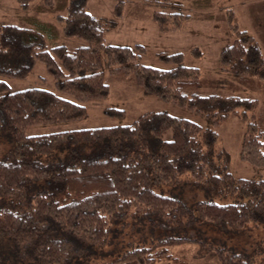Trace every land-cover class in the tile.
<instances>
[{"label":"trees","instance_id":"trees-1","mask_svg":"<svg viewBox=\"0 0 264 264\" xmlns=\"http://www.w3.org/2000/svg\"><path fill=\"white\" fill-rule=\"evenodd\" d=\"M87 1L70 0L64 16L58 17L64 33L83 45L47 48L39 31L0 25V264H8L3 254L7 249L21 264H154L162 260L173 264L179 258L171 247L194 241L166 236L170 230L200 223L225 232L264 228V181L236 179L229 173L215 148L213 129L228 116L239 114L246 123L240 158L264 167V132L248 115L256 101L186 96L196 86V68L181 65L180 53L161 55L163 62L171 64L169 69L136 63L143 48L105 43L103 28L88 12ZM123 5L124 0H115V14L121 13ZM231 14L229 19H234ZM153 16L161 30L162 14ZM232 29L238 38L221 51L224 71L264 80V60L252 37L235 26ZM102 53L109 73L133 75L145 93L198 113L209 126L150 112L129 125L27 135L29 127L81 119L87 114L84 102L108 95ZM36 63L45 66L56 91L35 87L11 91L2 80L25 78ZM167 132L169 139L164 138ZM185 181L227 199L196 201L189 208L158 192ZM125 228L146 229L156 242L152 247L111 249L114 257L103 261L99 252L111 247L114 234ZM214 251L219 264H253L242 253ZM91 253L95 255L89 258Z\"/></svg>","mask_w":264,"mask_h":264},{"label":"rangeland","instance_id":"rangeland-1","mask_svg":"<svg viewBox=\"0 0 264 264\" xmlns=\"http://www.w3.org/2000/svg\"><path fill=\"white\" fill-rule=\"evenodd\" d=\"M69 3L70 0H0V25L39 31L44 36L47 48L62 45L75 47L82 42L67 36L63 31V20L58 18L64 16ZM114 5L115 0H88L86 4L90 15L103 28L105 43L131 48L141 46L143 52L139 53L136 63L159 69L171 67V64L163 62L161 55L180 53L181 65L196 68L199 75L196 86L191 87L186 96L196 93L202 96H238L255 100L254 109L248 115L254 118L259 130L264 132V80L253 74L236 75L225 72L227 66L220 61L221 51L238 38L233 26L252 37L261 59L264 60V0H124L120 14H115ZM154 12L162 14V31L159 29V22L154 19ZM173 14L181 17L177 19ZM229 14L235 20L229 19ZM101 64L103 79L109 86L105 98L84 102L87 114L81 119L36 125L29 127L26 134L33 136L129 125L139 116L150 112H164L204 127L209 126V122L198 113L154 94L145 93L133 75L109 73L103 53ZM2 80L11 91L29 87L56 91L53 79L42 63H36L32 73L25 78L2 77ZM113 109L121 110L122 113L108 114ZM245 126L246 123L239 114L228 116L213 127L217 133L215 148L221 153L222 161L234 178L264 181V167H254L240 158ZM164 138L169 139L170 132L165 133ZM158 192L179 199L189 208L196 201L223 203L227 199L212 196L205 189L188 181L162 187ZM128 229L116 232L111 247L100 250L98 256L103 261L114 257L110 253L111 249L117 252L142 245L152 247L155 244L156 241L146 229ZM165 235L194 241L171 247V253H176L179 258V263L173 264H219L214 250L220 248L242 253L253 264H264L262 227L248 226L246 229L225 232L210 224L200 223L194 228L170 230ZM3 254L7 255L5 262L8 264L22 262L10 255L8 249ZM93 255L95 254L91 253L89 258ZM154 264L172 263L162 260Z\"/></svg>","mask_w":264,"mask_h":264}]
</instances>
